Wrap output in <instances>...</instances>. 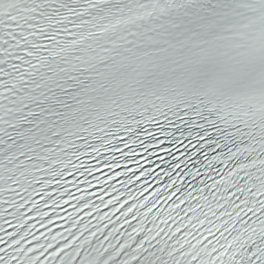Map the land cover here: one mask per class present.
I'll use <instances>...</instances> for the list:
<instances>
[{
  "label": "snow or ice",
  "instance_id": "snow-or-ice-1",
  "mask_svg": "<svg viewBox=\"0 0 264 264\" xmlns=\"http://www.w3.org/2000/svg\"><path fill=\"white\" fill-rule=\"evenodd\" d=\"M0 264H264V0H0Z\"/></svg>",
  "mask_w": 264,
  "mask_h": 264
}]
</instances>
